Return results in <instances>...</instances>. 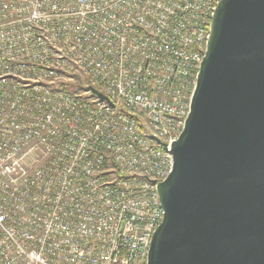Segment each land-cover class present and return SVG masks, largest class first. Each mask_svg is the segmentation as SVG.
I'll return each instance as SVG.
<instances>
[{
    "label": "built area",
    "instance_id": "1",
    "mask_svg": "<svg viewBox=\"0 0 264 264\" xmlns=\"http://www.w3.org/2000/svg\"><path fill=\"white\" fill-rule=\"evenodd\" d=\"M220 1L0 0V264H147Z\"/></svg>",
    "mask_w": 264,
    "mask_h": 264
},
{
    "label": "water",
    "instance_id": "2",
    "mask_svg": "<svg viewBox=\"0 0 264 264\" xmlns=\"http://www.w3.org/2000/svg\"><path fill=\"white\" fill-rule=\"evenodd\" d=\"M169 151L147 264H264V0L219 2Z\"/></svg>",
    "mask_w": 264,
    "mask_h": 264
},
{
    "label": "rangeland",
    "instance_id": "3",
    "mask_svg": "<svg viewBox=\"0 0 264 264\" xmlns=\"http://www.w3.org/2000/svg\"><path fill=\"white\" fill-rule=\"evenodd\" d=\"M71 85L76 86V87H81V85L84 84V81L82 78L78 77L76 80L69 81Z\"/></svg>",
    "mask_w": 264,
    "mask_h": 264
}]
</instances>
